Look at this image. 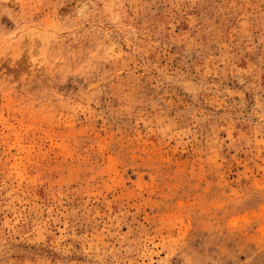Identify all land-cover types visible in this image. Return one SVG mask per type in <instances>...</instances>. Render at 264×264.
Returning <instances> with one entry per match:
<instances>
[{"label":"rangeland","instance_id":"obj_1","mask_svg":"<svg viewBox=\"0 0 264 264\" xmlns=\"http://www.w3.org/2000/svg\"><path fill=\"white\" fill-rule=\"evenodd\" d=\"M0 264H264V0H0Z\"/></svg>","mask_w":264,"mask_h":264}]
</instances>
